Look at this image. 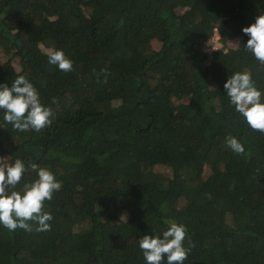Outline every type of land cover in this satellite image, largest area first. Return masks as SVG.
Returning a JSON list of instances; mask_svg holds the SVG:
<instances>
[{"label":"trees","instance_id":"obj_1","mask_svg":"<svg viewBox=\"0 0 264 264\" xmlns=\"http://www.w3.org/2000/svg\"><path fill=\"white\" fill-rule=\"evenodd\" d=\"M262 14L264 0H0V84L26 76L53 111L20 132L0 110V158L25 163L14 190L37 179L29 164L61 183L50 231L0 225V264H147L139 240L173 221L194 244L184 264H264V133L224 88L248 71L264 94L242 31Z\"/></svg>","mask_w":264,"mask_h":264},{"label":"clouds","instance_id":"obj_2","mask_svg":"<svg viewBox=\"0 0 264 264\" xmlns=\"http://www.w3.org/2000/svg\"><path fill=\"white\" fill-rule=\"evenodd\" d=\"M249 39L245 48L251 52L261 65H264V14L259 15L255 23L242 29ZM45 55L48 63L55 65L62 72L73 70V61L63 50L47 48ZM95 72V70H93ZM107 75V70H102ZM224 88L235 110L243 116L253 131L264 133V99L257 89L248 71L235 72L225 82ZM52 103H57L55 97ZM0 110L3 119L20 132L29 129L40 132L51 125L53 111L45 106L37 89L24 75H18L11 87L0 84ZM227 146L236 154H245L244 145L235 137L226 138ZM0 158V225L9 231L23 229L27 232L50 231L53 216L45 210V202L51 201L53 194L61 189V183L45 167L29 164L28 167L37 173V179L24 183L20 191L14 190L26 172L25 163L17 158L14 163H6ZM187 229L183 224L170 222L161 236L143 235L139 248L147 264H184L191 252V240L185 247Z\"/></svg>","mask_w":264,"mask_h":264},{"label":"rangeland","instance_id":"obj_3","mask_svg":"<svg viewBox=\"0 0 264 264\" xmlns=\"http://www.w3.org/2000/svg\"><path fill=\"white\" fill-rule=\"evenodd\" d=\"M215 38L216 39H212L210 41V43L208 45L209 47H208L207 50L211 51V50H213L215 48L222 47L221 42H219V40H217L218 39V36H216ZM152 45H153V47L158 48L159 47V42L158 41H154ZM7 58L8 57L4 55V52L2 50H0V59H1V61H5ZM16 65H17V63H16ZM9 163H14V161L11 160Z\"/></svg>","mask_w":264,"mask_h":264}]
</instances>
